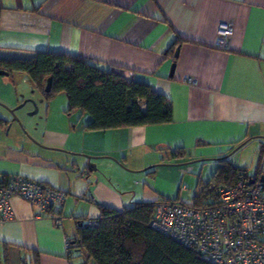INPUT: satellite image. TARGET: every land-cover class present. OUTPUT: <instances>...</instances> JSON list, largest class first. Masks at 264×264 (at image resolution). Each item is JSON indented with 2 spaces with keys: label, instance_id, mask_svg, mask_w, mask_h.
Instances as JSON below:
<instances>
[{
  "label": "crops",
  "instance_id": "crops-1",
  "mask_svg": "<svg viewBox=\"0 0 264 264\" xmlns=\"http://www.w3.org/2000/svg\"><path fill=\"white\" fill-rule=\"evenodd\" d=\"M223 22L232 34L221 48L215 38ZM40 50L77 55L148 84L169 100L172 120L88 129L90 116L68 111L64 93L46 99L47 112L67 121L70 141L55 131L45 144L59 149L38 150L0 138V174L65 191L61 220L12 198L13 214L0 223V264H35L36 256L38 264H94L67 247L79 220L98 218L100 205L119 210L133 201L198 196V183L188 192V173L205 182L228 150L264 139V0H0V58ZM175 149L182 158H172ZM84 154L95 170L82 172ZM157 162L189 163L151 171Z\"/></svg>",
  "mask_w": 264,
  "mask_h": 264
},
{
  "label": "trees",
  "instance_id": "trees-1",
  "mask_svg": "<svg viewBox=\"0 0 264 264\" xmlns=\"http://www.w3.org/2000/svg\"><path fill=\"white\" fill-rule=\"evenodd\" d=\"M0 70L7 71V75L24 72L45 99L64 93L68 111L79 110L90 116L84 125L88 129L161 124L172 120V106L163 94L144 82L127 80L116 70L103 68L77 55L40 50L30 58H0ZM48 77L51 84L46 92L44 86ZM5 125L8 120L0 118V126ZM183 154V149H175L171 155L179 159ZM219 162L207 181L198 182L201 192L193 197L198 205L209 204L219 186L231 185L238 178L248 176L246 168L233 165L226 158ZM157 200L133 201L119 210L100 205L97 225H82L79 220L68 246L84 262L94 264H213L194 248L153 228L151 221ZM35 264H38L37 256Z\"/></svg>",
  "mask_w": 264,
  "mask_h": 264
},
{
  "label": "built area",
  "instance_id": "built-area-1",
  "mask_svg": "<svg viewBox=\"0 0 264 264\" xmlns=\"http://www.w3.org/2000/svg\"><path fill=\"white\" fill-rule=\"evenodd\" d=\"M231 34L229 23L219 24L216 46L225 47ZM14 197L28 203L35 215L60 223L65 191L21 174H0V223L12 216ZM97 223L94 218L85 225ZM151 225L213 264H264V181L240 177L219 186L215 198L203 205L194 198H159Z\"/></svg>",
  "mask_w": 264,
  "mask_h": 264
},
{
  "label": "rangeland",
  "instance_id": "rangeland-1",
  "mask_svg": "<svg viewBox=\"0 0 264 264\" xmlns=\"http://www.w3.org/2000/svg\"><path fill=\"white\" fill-rule=\"evenodd\" d=\"M40 95L39 89L24 72L14 71L11 75H0V118L8 120L7 132L6 126H0V138L12 139L17 145L19 142H30L28 145L35 144L34 148L38 150V145L50 149L58 148L45 144L46 140L54 138L55 131L56 136L59 137V133H62L70 141L68 125H64L67 121L55 111L47 112L46 99ZM228 153L230 154L226 159L233 165L246 168V175L257 176L260 171L264 173V160H261L264 157V139H249L241 147L234 151L230 149L225 154ZM197 178V175L193 177L192 174H187L185 183L188 192L193 191L198 183Z\"/></svg>",
  "mask_w": 264,
  "mask_h": 264
},
{
  "label": "water",
  "instance_id": "water-1",
  "mask_svg": "<svg viewBox=\"0 0 264 264\" xmlns=\"http://www.w3.org/2000/svg\"><path fill=\"white\" fill-rule=\"evenodd\" d=\"M177 54V50L175 51V55ZM173 68V64H172V66H171V69ZM7 74V71H5V70H0V75H6ZM50 84H51V77H48L47 79H46V83H45V86H44V91H49V89H50ZM13 111V110H12ZM7 132V131H6ZM248 139H246V140H243V141H241L240 143H238L235 147H233L232 149H231V151H234V150H236L237 148H239L242 144H244L246 141H247ZM55 149H58V148H55ZM230 153H228V154H226L225 156H222L221 158H218V159H225V158H227L228 157V155H229ZM84 156L88 159V162L85 164V166H82V172H88V171H92V170H95L96 169V167H95V165L92 163V162H90V158H92L93 156H90V155H86V154H84ZM185 163H189V162H177V163H173V162H157V163H154V164H152L151 166H149V167H156V166H158V165H177V164H185ZM91 165H92V167L93 168H91ZM260 180H262V181H264V173H262L261 175H260Z\"/></svg>",
  "mask_w": 264,
  "mask_h": 264
},
{
  "label": "flooded vegetation",
  "instance_id": "flooded-vegetation-1",
  "mask_svg": "<svg viewBox=\"0 0 264 264\" xmlns=\"http://www.w3.org/2000/svg\"><path fill=\"white\" fill-rule=\"evenodd\" d=\"M6 126V127H5ZM5 126H3V127H5V129H6V131H7V125H5Z\"/></svg>",
  "mask_w": 264,
  "mask_h": 264
}]
</instances>
